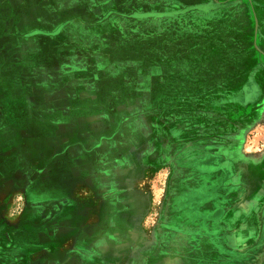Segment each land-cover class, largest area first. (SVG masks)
I'll list each match as a JSON object with an SVG mask.
<instances>
[{"label": "rangeland", "instance_id": "obj_1", "mask_svg": "<svg viewBox=\"0 0 264 264\" xmlns=\"http://www.w3.org/2000/svg\"><path fill=\"white\" fill-rule=\"evenodd\" d=\"M44 2L50 10L20 27L23 40L17 24L29 12L0 11V52L9 55L0 57V83L23 80L29 95L62 108L66 83L104 89L75 91L79 99L94 94L88 102L96 106L74 119L96 115L109 91L115 112L104 107L99 126L106 132L118 115L114 134L131 152L120 161L129 156L152 202L143 225L151 257L140 263L264 264V0H36ZM12 205L17 213L23 199ZM233 207L260 224L243 250L231 248L230 230L207 228L225 226ZM177 239L184 252L172 251ZM206 249L209 256L192 257Z\"/></svg>", "mask_w": 264, "mask_h": 264}, {"label": "crops", "instance_id": "obj_2", "mask_svg": "<svg viewBox=\"0 0 264 264\" xmlns=\"http://www.w3.org/2000/svg\"><path fill=\"white\" fill-rule=\"evenodd\" d=\"M46 9L50 10L46 2L36 4V0H0V11L29 12L28 18L17 24L20 40L27 32H19L20 27L41 22L40 11ZM59 25L63 31L67 29L64 21ZM81 40L88 42L84 36ZM1 53L0 57L8 58ZM1 67L3 77L6 68ZM17 69L16 74L20 73V67ZM19 82L16 88L3 80L0 83V264H141L144 257H151L144 254L150 243L143 225L152 218V202L139 188L136 166L129 156L125 162L120 161L122 155L131 153L122 149L121 136L114 134L120 119L117 114L110 116L106 132L99 126L107 118L104 107L115 112V100L109 97V91L106 100L97 104L96 115L74 119V113L96 106L88 102V98L96 99L94 94H83L79 99L75 91L84 92L81 87H87L86 93L104 89L89 88L84 82L76 86L66 83L71 97L62 108L57 107V101L34 98L35 92L30 97L32 86ZM16 89L26 91L18 93ZM47 89L56 90L57 86L49 85ZM77 120L86 126L74 128ZM16 196L23 199V205L13 213ZM204 207L214 209L211 202ZM221 222L225 226L212 227L209 221L207 228L230 230L228 243L234 250L248 247L260 226L258 218L254 221L250 213L234 207ZM195 224L192 234L204 227L201 221ZM238 234L241 241L237 242L234 236L238 239ZM171 245L177 248L172 251H185L181 239ZM171 245L164 247L169 249ZM207 249L192 257L201 260L209 256ZM144 264L150 262L144 260ZM159 264L192 263L167 258Z\"/></svg>", "mask_w": 264, "mask_h": 264}]
</instances>
